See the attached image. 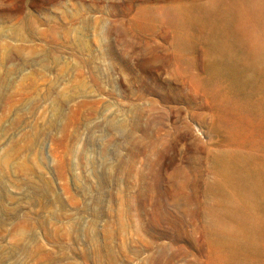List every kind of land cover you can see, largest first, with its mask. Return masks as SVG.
<instances>
[{"label":"rangeland","instance_id":"rangeland-1","mask_svg":"<svg viewBox=\"0 0 264 264\" xmlns=\"http://www.w3.org/2000/svg\"><path fill=\"white\" fill-rule=\"evenodd\" d=\"M220 50L253 70L264 0H0V264H209L213 156H264Z\"/></svg>","mask_w":264,"mask_h":264},{"label":"bare ground","instance_id":"bare-ground-1","mask_svg":"<svg viewBox=\"0 0 264 264\" xmlns=\"http://www.w3.org/2000/svg\"><path fill=\"white\" fill-rule=\"evenodd\" d=\"M175 21L180 33L183 28L188 30L190 20L187 16H177ZM232 58L228 50H220L211 60L209 86L219 87L224 92L230 85L228 92L235 100L246 108H259L264 104V78L256 84V95L250 96L244 89L248 79L256 80L257 75L264 77V57H257L253 70L245 74L233 64ZM256 164L263 173L255 184H250L255 172L246 160H241L239 153L225 152L212 158L214 173L207 183L209 201L205 216L209 264L258 262L261 255V213L264 210V156Z\"/></svg>","mask_w":264,"mask_h":264}]
</instances>
